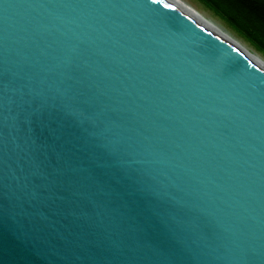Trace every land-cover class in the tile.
<instances>
[{"label":"water","instance_id":"1","mask_svg":"<svg viewBox=\"0 0 264 264\" xmlns=\"http://www.w3.org/2000/svg\"><path fill=\"white\" fill-rule=\"evenodd\" d=\"M0 264H264V74L166 0H0Z\"/></svg>","mask_w":264,"mask_h":264},{"label":"trees","instance_id":"2","mask_svg":"<svg viewBox=\"0 0 264 264\" xmlns=\"http://www.w3.org/2000/svg\"><path fill=\"white\" fill-rule=\"evenodd\" d=\"M264 59V0H195Z\"/></svg>","mask_w":264,"mask_h":264},{"label":"bare ground","instance_id":"3","mask_svg":"<svg viewBox=\"0 0 264 264\" xmlns=\"http://www.w3.org/2000/svg\"><path fill=\"white\" fill-rule=\"evenodd\" d=\"M181 13L195 22L201 29L215 36L218 40L230 45L234 50L241 54L251 65L264 74V59L254 51L243 46L239 41L233 38L226 30L204 17L201 13L190 7L182 0H166Z\"/></svg>","mask_w":264,"mask_h":264},{"label":"rangeland","instance_id":"4","mask_svg":"<svg viewBox=\"0 0 264 264\" xmlns=\"http://www.w3.org/2000/svg\"><path fill=\"white\" fill-rule=\"evenodd\" d=\"M186 2L190 7L194 8L196 11L201 13L204 17L208 18L209 20H212V22L216 23L218 26L222 27L224 30L227 31L233 38H235L237 41H239L243 46L248 49L252 50L247 44H245L242 40L238 39L233 33L228 31L212 14H210L207 10H205L199 3H197L195 0H182ZM253 51V50H252Z\"/></svg>","mask_w":264,"mask_h":264},{"label":"snow or ice","instance_id":"5","mask_svg":"<svg viewBox=\"0 0 264 264\" xmlns=\"http://www.w3.org/2000/svg\"><path fill=\"white\" fill-rule=\"evenodd\" d=\"M150 2H151L152 4L159 5V4L161 3V0H150ZM163 6H164L165 8L168 7L167 4H165V5H163ZM34 150H35V146H34V144H33V142H32V137H31V135H30V137H29V151H34ZM64 175H65V177L67 178V180H68L69 182H72V181H74V180H76V179L79 178V177H77L76 175H74L71 166H69V168L64 172ZM149 255H151V256H155L156 253H154V252H153V253H149Z\"/></svg>","mask_w":264,"mask_h":264}]
</instances>
